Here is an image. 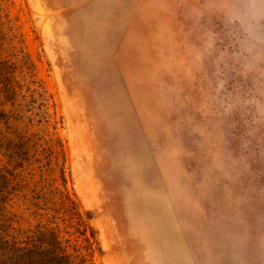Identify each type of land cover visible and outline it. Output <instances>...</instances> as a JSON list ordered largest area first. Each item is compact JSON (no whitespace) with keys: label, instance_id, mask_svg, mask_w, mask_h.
I'll return each mask as SVG.
<instances>
[{"label":"rangeland","instance_id":"374dc122","mask_svg":"<svg viewBox=\"0 0 264 264\" xmlns=\"http://www.w3.org/2000/svg\"><path fill=\"white\" fill-rule=\"evenodd\" d=\"M0 46L20 225L87 264H264V0H0Z\"/></svg>","mask_w":264,"mask_h":264},{"label":"trees","instance_id":"16d2710c","mask_svg":"<svg viewBox=\"0 0 264 264\" xmlns=\"http://www.w3.org/2000/svg\"><path fill=\"white\" fill-rule=\"evenodd\" d=\"M1 54L0 46V63ZM5 83L9 85L8 89L1 86L3 79L0 74V130L3 125L2 114L22 107L19 101L11 100L15 94L13 82L9 80ZM29 97L33 108L36 98L34 95ZM2 134L0 132V149L7 139ZM6 176L0 172V264H87L85 255L79 252V249L70 250L54 228L41 223L36 224L34 228L20 225V217L16 215L14 203L10 202L11 193L1 186L4 179H8ZM27 201L31 204L29 199ZM88 242V249L93 250L92 243Z\"/></svg>","mask_w":264,"mask_h":264}]
</instances>
